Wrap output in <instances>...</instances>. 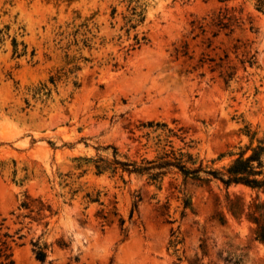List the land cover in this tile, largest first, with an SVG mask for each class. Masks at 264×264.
<instances>
[{"label":"rangeland","instance_id":"obj_1","mask_svg":"<svg viewBox=\"0 0 264 264\" xmlns=\"http://www.w3.org/2000/svg\"><path fill=\"white\" fill-rule=\"evenodd\" d=\"M0 30V264H264V187L88 162L223 171L264 136L251 0H0Z\"/></svg>","mask_w":264,"mask_h":264},{"label":"trees","instance_id":"obj_2","mask_svg":"<svg viewBox=\"0 0 264 264\" xmlns=\"http://www.w3.org/2000/svg\"><path fill=\"white\" fill-rule=\"evenodd\" d=\"M251 1L254 3V6L258 11L264 12V0ZM17 45L18 44L15 41V52H18L16 49ZM149 126L152 127L154 125L153 123H149ZM156 126H162L163 129H167L166 137L159 139L160 141L158 144L161 145L163 141L166 142L165 145L171 143L172 140H169V138L175 135L173 131L169 129L166 124L156 123ZM246 132L250 138L249 143L241 149L238 155L224 168L223 171L203 166L202 163L196 165V159L191 153H181V156H174L172 153L165 152L163 155L159 156L158 160L147 161L145 163L146 165H138L133 161H121L119 159L120 153L117 148L113 146H108L103 149L113 150L112 156L114 159L112 161H107L103 158H91L88 162L93 164L98 174L108 171L115 174L120 170L128 174H147L150 180L156 182L161 180L165 173L171 168H177L185 175H191L193 177H199L201 174L208 175L211 178L221 181L227 186L231 184H244L250 187L261 188L264 187V136L257 137V133L251 132L250 129H247ZM185 155L188 156L189 160L183 159V156ZM91 200L98 201V199ZM261 236L264 239V230H262ZM179 242L180 241H174L173 238L171 240V246L176 250ZM33 245L36 258L41 262H45L48 258V244L35 242ZM9 264H12V262H9Z\"/></svg>","mask_w":264,"mask_h":264}]
</instances>
